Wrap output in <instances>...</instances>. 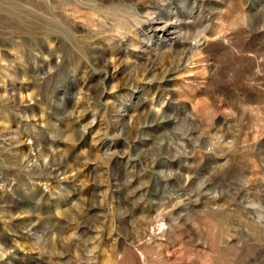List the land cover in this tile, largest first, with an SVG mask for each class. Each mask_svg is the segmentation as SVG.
Here are the masks:
<instances>
[{
	"label": "rangeland",
	"instance_id": "rangeland-1",
	"mask_svg": "<svg viewBox=\"0 0 264 264\" xmlns=\"http://www.w3.org/2000/svg\"><path fill=\"white\" fill-rule=\"evenodd\" d=\"M0 264H264V0H0Z\"/></svg>",
	"mask_w": 264,
	"mask_h": 264
}]
</instances>
